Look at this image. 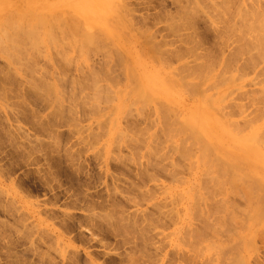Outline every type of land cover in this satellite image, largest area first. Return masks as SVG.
Wrapping results in <instances>:
<instances>
[{
  "label": "rangeland",
  "instance_id": "rangeland-1",
  "mask_svg": "<svg viewBox=\"0 0 264 264\" xmlns=\"http://www.w3.org/2000/svg\"><path fill=\"white\" fill-rule=\"evenodd\" d=\"M227 1L0 0V264H264V0Z\"/></svg>",
  "mask_w": 264,
  "mask_h": 264
},
{
  "label": "bare ground",
  "instance_id": "bare-ground-1",
  "mask_svg": "<svg viewBox=\"0 0 264 264\" xmlns=\"http://www.w3.org/2000/svg\"><path fill=\"white\" fill-rule=\"evenodd\" d=\"M227 1V0H226ZM260 1V0H259ZM102 2H103V0H102ZM219 2V1H218ZM221 2V1H220ZM228 2V1H227ZM214 3V2H213ZM230 3V2H229ZM257 3V2H256ZM196 4V3H195ZM218 4V3H217ZM220 4H222V2L220 3ZM100 5V4H99ZM212 5V4H211ZM227 6H228V4H226ZM3 6H4V4H3V2L0 4V11L3 9ZM219 6V5H218ZM222 6V5H221ZM260 6H262V5H260ZM217 7V6H216ZM215 7V8H216ZM104 8H107V6H105ZM193 8V7H192ZM210 8H211V6H210ZM222 8V7H221ZM228 8V7H227ZM231 8H232V6H231ZM187 9V8H186ZM211 9H213V8H211ZM230 9V8H229ZM228 9V10H229ZM234 9H236V11L238 10V8H235L234 7ZM253 9H255V7H253L252 8V10ZM257 10H259L258 8H256ZM262 9V8H261ZM260 9V10H261ZM184 10V9H183ZM188 10H190L189 8H188ZM188 10L186 11V12H184V13H187L188 12ZM215 10V9H214ZM218 10V9H217ZM227 10V9H226ZM231 11V10H230ZM262 11V10H261ZM191 12H193V11H191ZM215 12V11H214ZM218 12V11H217ZM222 12V11H221ZM224 12V11H223ZM225 12H227V11H225ZM242 12V11H241ZM248 12V11H247ZM246 12V13H247ZM258 12V11H257ZM216 13V12H215ZM230 13V12H229ZM243 13V12H242ZM251 13V12H250ZM183 14V13H182ZM225 14H227V13H225ZM224 14V15H225ZM237 14V13H236ZM235 14V15H236ZM241 14V13H240ZM248 14V13H247ZM252 14V13H251ZM259 14H260V12H259ZM259 14H258V16H259ZM263 14H264V12H263ZM188 15V14H187ZM217 15V14H216ZM221 15H223L222 13H221ZM220 15V16H221ZM233 15V14H232ZM231 15V16H232ZM246 15V14H245ZM250 15V14H249ZM255 15V14H254ZM245 17V16H244ZM243 17V18H244ZM241 18V17H240ZM96 19H100L99 17H96ZM225 19H226V17H225ZM256 19V18H255ZM260 19H264V16L263 17H261V18H259V20ZM241 20V19H240ZM239 20V21H240ZM254 20V19H253ZM252 20V21H253ZM259 20H258V22L255 24V28H257V27H259V25L261 24L260 22H262V21H260L259 22ZM7 21H8V19H7ZM6 21V22H7ZM264 21V20H263ZM247 22V21H246ZM244 23V22H243ZM254 23V22H253ZM258 23H259V25H258ZM252 24V23H251ZM263 24H264V22H262V24L260 25V27H259V29L263 26ZM230 24H227V26H229ZM232 25V24H231ZM230 25V26H231ZM239 25H240V23H239ZM242 25V27H243V24H241ZM226 26V27H227ZM108 27V26H107ZM232 27H233V25H232ZM240 27V26H239ZM263 29H264V27H262ZM227 29V28H226ZM247 29V28H246ZM258 28L255 30L256 32H258V30H259ZM230 30V29H229ZM253 30V29H252ZM228 31V30H227ZM248 31V30H247ZM104 32L106 33V29H104ZM110 33V32H109ZM116 33V31H114L113 32V34H115ZM246 33V32H245ZM97 36V35H96ZM252 36H253V34H252ZM242 37V36H241ZM255 37V36H254ZM264 36H263V34L261 35V37L259 36V40L261 41H259V45H260V43L262 44L263 43V46H264V38H263ZM85 39H86V41L88 42L87 44H89V42H91L92 41V36H90V34L89 35H86V37H84ZM95 38V37H94ZM262 38V39H261ZM253 39H255V38H253ZM9 41V40H11V38H10V36H8V37H0V41ZM247 40V39H246ZM255 41H257V40H255ZM146 42V41H145ZM251 43H252V41H250ZM93 43V42H92ZM95 44V43H94ZM240 44V43H239ZM242 44V43H241ZM253 44V43H252ZM251 44V45H252ZM255 45V44H254ZM86 46V45H85ZM89 45H87V47H88ZM150 46V45H149ZM241 46V45H240ZM253 46V45H252ZM93 47V46H92ZM91 47V48H92ZM152 47V46H151ZM244 47V46H243ZM261 47H262V45H261ZM86 48V47H85ZM90 48V47H89ZM249 48V47H248ZM155 49V48H154ZM244 49V48H243ZM246 49V48H245ZM244 49V50H245ZM264 48H262V50H263ZM147 50V49H146ZM247 50V49H246ZM249 50V49H248ZM87 51V50H86ZM145 51V50H144ZM149 51V50H148ZM264 51V50H263ZM147 52V51H146ZM154 52V51H153ZM140 53V52H139ZM148 53V52H147ZM154 53H156V52H154ZM7 54H10V53H8L7 52ZM149 54V53H148ZM150 54H152V53H150ZM149 54V55H150ZM256 54H257V52H256ZM259 54H261V53H259ZM15 55V54H14ZM151 56V55H150ZM154 56V55H153ZM262 56V55H261ZM264 56V55H263ZM152 57V56H151ZM260 57V56H259ZM153 58V57H152ZM261 58V57H260ZM154 59V58H153ZM160 61H162V60H160ZM157 62V61H156ZM158 63V62H157ZM207 66V65H206ZM167 67V66H166ZM183 67V66H182ZM209 67V66H208ZM210 67H211V65H210ZM184 68H185V66H184ZM187 68V67H186ZM211 68H213V67H211ZM211 68H209V70L211 69ZM207 70H206V72H208V68H206ZM164 70V69H163ZM200 70V69H199ZM198 70V71H199ZM162 71V70H161ZM163 72V71H162ZM203 72H204V70H203ZM203 72H201V73H203ZM206 72H204L205 74H206ZM166 73H168V72H166ZM175 73V72H174ZM200 73V72H199ZM199 73H198V75L197 76H200L199 75ZM158 75H157V80L158 81H161V80H163V82L165 83V85H167V87H169V89L171 88L170 86H169V84L168 83H170V84H172L174 81H170L169 80V78H167V77H161V75L159 74V73H157ZM176 74V73H175ZM205 74H204V77H205ZM208 74V73H207ZM206 74V75H207ZM212 75V74H211ZM179 76V75H178ZM171 78V77H170ZM179 78V77H178ZM197 78V77H196ZM199 78V77H198ZM206 78V77H205ZM208 78H210L211 79V77H207V79L206 80H209ZM174 80H176L175 78H173ZM172 79V80H173ZM201 80H202V77L200 78ZM179 80V79H178ZM223 80V79H222ZM227 80V79H226ZM149 81H151V80H149ZM189 81H191V82H187V84L188 83H190L192 86H190V88L192 87V89H193V85L195 86V89L196 88H202V87H200V84L199 83H196V81L194 80H189ZM199 81V80H198ZM197 81V82H198ZM221 81V80H220ZM176 83V82H175ZM218 84H219V82H218ZM221 84H222V82H221ZM182 85V84H181ZM175 86V85H174ZM176 87V86H175ZM181 87V86H180ZM172 89V88H171ZM177 89H179V87H177ZM201 90V89H200ZM203 90V89H202ZM132 92H130V93H128V94H131ZM141 94H142V91L141 92H139V95L141 96ZM205 94V93H204ZM204 94H202V96L204 95ZM127 97H129V96H127ZM126 97V98H127ZM128 99V98H127ZM127 99H125V101L127 100ZM203 99L205 100L203 103L209 108V110H211L212 112H213V114H215V112H219V110H218V108H219V98L218 97H212V96H208L207 94L206 95H204L203 96ZM129 100V99H128ZM222 101V100H221ZM127 102V101H126ZM203 104V105H204ZM205 106V107H206ZM206 107V108H207ZM215 111V112H214ZM199 112H201V111H199ZM202 113V112H201ZM201 113H200V115H201ZM203 114V113H202ZM202 116V115H201ZM187 119L185 120V122H186V125L188 126V127H190V128H192L193 130L194 129H201L202 128V123H200V121L198 120V118H196V117H186ZM203 118H205V116H203ZM201 120V119H200ZM202 121V120H201ZM164 124H167V122L166 123H164ZM218 124L219 125H221L222 126V128H223V130L224 131H227L228 132V123L226 122V121H224L223 119H221V120H218ZM238 134V133H237ZM203 136H204V133L202 134ZM238 136H239V141L240 142H242V147H244L245 149H246V152H248V154H249V159L253 162V163H256L258 160H263L264 161V150H261L262 149V147L263 146H261L260 147V145L261 144H264V143H262V140H264V139H262V137L259 135V134H255V135H253L252 137L250 136V135H239L238 134ZM262 139V140H261ZM196 141H197V143H198V148H199V153H198V156H197V165H198V163H203V164H205L204 162H206V161H208L207 160V158H209V161H210V158H212V156H210V154L208 153V145L206 144V143H204L203 141H199L198 139H195ZM264 142V141H263ZM184 148V147H183ZM182 150V149H181ZM182 151H184V150H182ZM184 153H185V151H184ZM188 153V152H187ZM236 161H234V165H235V167L236 168H234V169H237V172L235 171V170H233L232 172H231V178L232 179H228V181L229 180H231V181H229V182H231L232 183V181L234 180L233 178L235 177V180L237 181V176L238 175H235L234 177H233V173L235 174V173H237V174H239L238 173V171H240L243 175H241L243 178H246L247 176H249V175H255V178H257V179H259L258 178V176H257V174L256 173H259L260 171L258 170V168H257V166H255V164H254V166H255V169L253 168V170H251L249 167V165H247V164H245L244 162H240V160H238V159H235ZM212 161V160H211ZM211 161H210V163H211ZM232 161H233V159H232ZM249 161V160H248ZM213 162V164H211V165H214L215 164V161H212ZM217 162V161H216ZM250 162V161H249ZM251 163V162H250ZM252 163V164H253ZM249 166V167H248ZM202 167V166H201ZM204 168V167H203ZM219 169H220V167H219ZM223 170H225V169H223ZM222 171V170H221ZM221 171H220V173H221ZM215 172H219V171H215ZM227 172V171H226ZM247 172V173H246ZM225 172H223L222 174H220V175H223ZM228 173V172H227ZM229 174V173H228ZM260 174V173H259ZM208 175V177H210L209 176V174H207ZM225 175H226V173H225ZM229 175V176H230ZM240 175V174H239ZM229 176H227V177H229ZM241 176H238V179H240V177ZM211 178V180H212V177H210ZM224 178H225V180H226V176H224L223 175V180H224ZM230 178V177H229ZM221 179H222V176H221ZM220 179V180H221ZM234 180V181H235ZM241 180H244V179H241ZM240 180V181H241ZM212 181H214V180H212ZM233 181V183H232V185L234 184V183H236V181L234 182ZM239 181V180H238ZM239 181V182H240ZM263 184H264V180H260ZM239 182H237L238 184H240L241 185V183H239ZM215 183V182H214ZM230 183V184H231ZM211 184H213V183H211ZM235 187V186H234ZM243 190L245 189V187L244 188H242ZM247 189H248V187H247ZM247 189H246V191H247ZM197 190V189H196ZM200 191V190H199ZM241 191V190H240ZM194 192V194L192 195V196H197L198 194H196L195 195V191H193ZM192 192V193H193ZM236 192V191H235ZM192 193H190V194H192ZM198 193V192H197ZM203 193V192H202ZM204 193H206V192H204ZM243 193H245V192H243ZM242 193V194H243ZM200 194V193H199ZM246 194V193H245ZM244 194V195H245ZM207 195V194H206ZM251 194H249V196H250ZM208 196V195H207ZM246 196H248V195H246ZM252 196H254L255 197V195L254 194H252ZM252 196H251V198H252ZM200 198H202V196L200 197ZM258 198V197H257ZM208 199V198H207ZM248 199H250V198H248ZM259 199V198H258ZM205 200V199H204ZM202 201V200H201ZM196 210V209H195ZM233 213V212H232ZM235 214H237L236 212H235ZM248 219H247V223L245 224V227H246V225H247V229H246V231H250L251 232V234H248V235H245V234H241L240 232H238L239 233V235H240V237L239 236H237V235H235V237L237 238H235V240H238L239 238L241 239V242L243 243L244 241H245V239H250L251 238V236H252V234H255L256 233V231L257 230H259L260 228H261V226H263V224H264V205H262L261 203H258L257 201H255V206L250 210V212H248ZM245 216H246V214H244ZM218 216H221V215H218ZM226 216V215H225ZM230 217L231 216V218L233 217V215H227V217ZM236 216V215H235ZM234 216V217H235ZM226 217V218H227ZM244 217V216H243ZM218 218V217H217ZM231 218H229V219H231ZM239 218V217H238ZM237 218V219H238ZM236 219V218H235ZM240 219V218H239ZM242 219V218H241ZM234 220V219H233ZM242 221V220H241ZM232 222V221H231ZM232 224V223H231ZM222 225V224H221ZM220 225V226H221ZM223 227V226H222ZM221 227V228H222ZM227 227V226H226ZM255 227V229H253ZM260 227V228H259ZM264 227V226H263ZM263 227L261 228V230L263 229ZM219 229V228H218ZM214 230V229H213ZM220 230V229H219ZM223 231V230H222ZM227 231V230H226ZM230 231H232V230H230ZM224 232H225V230H224ZM229 232V231H228ZM233 232V231H232ZM212 236H213V234H212ZM211 237V236H210ZM206 239V238H205ZM224 239V238H223ZM240 239H239V242H240ZM204 240V239H203ZM238 242V241H237ZM238 242V243H239ZM246 242V241H245ZM248 242H250V240L248 241ZM235 243V242H234ZM217 243H213V244H211V245H214V246H216V247H218V245H219V247H221L220 245H221V243H219V244H217ZM210 245V246H211ZM238 245V244H237ZM209 246V245H208ZM241 246V245H240ZM235 247V246H234ZM239 248V247H238ZM237 248V249H238ZM235 249V248H234ZM239 249H241V248H239ZM236 250V249H235ZM224 251V250H223ZM221 252V251H220ZM223 253V252H222ZM222 255V254H221ZM224 255V254H223ZM227 256V255H226ZM230 256H231V254H230ZM223 257V256H222ZM229 258V257H228ZM221 260H222V258H221ZM223 260H225V259H223ZM231 260V259H230ZM235 260L237 261V263L238 264H245L244 263V259H243V257H236L235 258ZM230 262V261H229ZM231 263V262H230ZM231 264H233V263H231ZM235 264V263H234Z\"/></svg>",
  "mask_w": 264,
  "mask_h": 264
}]
</instances>
